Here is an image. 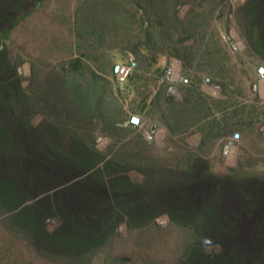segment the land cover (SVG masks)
<instances>
[{"label": "rangeland", "instance_id": "obj_1", "mask_svg": "<svg viewBox=\"0 0 264 264\" xmlns=\"http://www.w3.org/2000/svg\"><path fill=\"white\" fill-rule=\"evenodd\" d=\"M112 1L42 0L7 43L23 86L37 97L55 95L68 136L117 157L134 179L152 162L177 166L189 155L201 156L216 173L264 176V80L254 89L264 64L241 33L243 0H178L183 25L164 28L171 30L164 45L154 35L152 56L134 49L140 30L131 11L110 25L104 5ZM175 27L186 33L179 36ZM229 40L243 49L233 53ZM168 45L184 48L187 60L165 54ZM115 66L130 71L121 78ZM46 116L40 112L34 122ZM225 143L233 148L229 154ZM159 216L142 228L122 223L87 264H177L191 236ZM2 217L0 264H58L6 230Z\"/></svg>", "mask_w": 264, "mask_h": 264}, {"label": "trees", "instance_id": "obj_2", "mask_svg": "<svg viewBox=\"0 0 264 264\" xmlns=\"http://www.w3.org/2000/svg\"><path fill=\"white\" fill-rule=\"evenodd\" d=\"M41 2L0 0V213L6 230L45 260L87 264L122 223L142 228L164 214L191 236L177 264H264V176L216 173L207 160L189 155L177 166L152 162L134 179L117 157L68 136L55 95L37 97L23 86L7 43ZM177 4L114 0L104 6L113 28L131 11L140 30L134 49L152 56L154 35L164 45L171 32L164 28L183 25ZM239 12L244 41L264 64V0H243ZM180 29H174L179 36L186 33ZM167 48L168 56L187 60L184 48ZM40 112L49 117L35 123Z\"/></svg>", "mask_w": 264, "mask_h": 264}, {"label": "built area", "instance_id": "obj_3", "mask_svg": "<svg viewBox=\"0 0 264 264\" xmlns=\"http://www.w3.org/2000/svg\"><path fill=\"white\" fill-rule=\"evenodd\" d=\"M229 48H230V50L233 53H238V52H240L243 49L241 43L238 42V41H236V40H229ZM115 67H118V69H117V71L115 73L117 74L118 77H121V78H125L127 76V74L129 73V71H130L128 68H120V66H115ZM259 69H262V68H259ZM258 73H259L258 82L254 85V89H259L262 86V82L264 80V74H263L264 72L263 73H260L258 71ZM213 90H215L214 92H218V87L217 86H214L213 87ZM232 151H233V148L230 146V144L225 143V145L223 146V152H224V154H229ZM156 220L159 223H161V224L164 223L162 221V216L161 217L160 216L157 217Z\"/></svg>", "mask_w": 264, "mask_h": 264}, {"label": "water", "instance_id": "obj_4", "mask_svg": "<svg viewBox=\"0 0 264 264\" xmlns=\"http://www.w3.org/2000/svg\"><path fill=\"white\" fill-rule=\"evenodd\" d=\"M117 69H118V67H115L113 71L116 72ZM258 71H259L260 73H263V72H264V69L262 68V69H259ZM131 121H132L133 123H136V122H137L136 119H132Z\"/></svg>", "mask_w": 264, "mask_h": 264}]
</instances>
